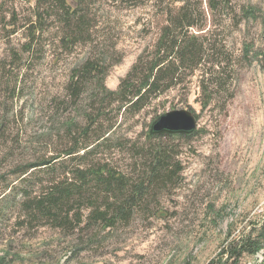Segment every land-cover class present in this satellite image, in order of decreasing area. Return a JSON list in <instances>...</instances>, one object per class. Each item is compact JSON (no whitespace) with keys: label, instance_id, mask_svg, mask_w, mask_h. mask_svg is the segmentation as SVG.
<instances>
[{"label":"rangeland","instance_id":"rangeland-1","mask_svg":"<svg viewBox=\"0 0 264 264\" xmlns=\"http://www.w3.org/2000/svg\"><path fill=\"white\" fill-rule=\"evenodd\" d=\"M79 2L88 27L93 26L91 34L70 37L78 43L69 50L59 42L61 29L51 19L35 49V61L17 57L11 62V55L23 50L24 26L30 24L38 3L0 0V118L11 122L8 135L21 133L15 153L26 160L47 159L69 146L72 132L64 123L81 122L87 112L100 107L102 78L109 89L118 88L141 53L154 49L160 28L167 23L165 13L172 7L168 0ZM185 3L199 9L196 20L205 21V30L197 33L209 35L215 59L225 60L224 80L212 85L214 99L206 107L200 69L156 103L160 113L195 110L197 129L193 134L162 135L149 142L150 110L119 115L117 137L110 147L86 160L121 171L127 182L135 184L149 175L151 161L146 158L161 146L175 166L173 178L151 186L146 203L111 227L97 225L93 219L63 232L40 222L31 230L13 229L15 236L7 241L0 234V254L9 247L15 256L12 264H208L232 239L264 220V0H177L173 5ZM250 9L253 12L248 13ZM10 24L17 27L15 32L6 29ZM87 60L98 62L103 71L86 78L83 93L74 103L65 97V83ZM22 74L27 82L19 98L13 99L12 87ZM96 95L91 101L90 96ZM114 116L111 109L107 117ZM61 173V167L57 168L54 177L61 179ZM49 178L53 176L38 173V192ZM113 201L103 193L97 209L112 207ZM92 210L85 207L83 217ZM10 215L11 225L15 215ZM263 257L261 251L246 257L245 264Z\"/></svg>","mask_w":264,"mask_h":264},{"label":"trees","instance_id":"trees-1","mask_svg":"<svg viewBox=\"0 0 264 264\" xmlns=\"http://www.w3.org/2000/svg\"><path fill=\"white\" fill-rule=\"evenodd\" d=\"M79 1L73 0L71 3L68 0H37V10L32 14L30 24L24 26L27 40L23 44V50L12 54L11 62L17 61V57L20 61H35V49L41 44L45 25L51 19L52 22L58 23L61 29L59 42L69 50L78 43V40H70L73 36L86 31L91 34L93 26L88 27L87 14H82ZM168 1L172 7L165 13L167 23L160 28L154 49H145L141 53L120 80L116 90L109 89L102 78L99 108L95 107L92 112H87L81 122L74 119L64 123L65 129L72 132L67 148L51 154L47 159L38 161L36 157L26 160L15 153V146L21 141V133L18 131L14 136L8 135L7 132L12 127L11 122L0 118V234L4 241L15 236L13 229L31 230L37 228L40 222L51 224L63 232L78 229L93 219L97 225L111 227L115 225L114 221H126L137 205L146 203L145 195L148 196L151 186L173 178L175 166L169 163L168 150L161 146H157L146 158L151 161L148 164L149 175L135 184L127 182L123 172L109 169L106 164L99 161L86 163L89 157H97L100 150L110 147L109 143L117 135L116 119L119 115L134 116L150 110L151 125L158 115L164 113L159 112L156 103L158 98L172 91L173 87L183 83L187 77L193 76L196 69L202 71L201 91L206 107L214 99L212 85L217 86L224 80L222 75L225 73V60L215 59L216 52L211 46L209 35L197 33L205 30V21L196 20V17L201 15L199 9L193 8L189 3L174 6L177 0ZM210 7H214L213 2H210ZM251 12L252 9L248 10V13ZM10 25L6 28L9 29L8 32H15L17 27ZM29 68H26V71ZM102 71L100 64L93 60H87L76 67L65 83V97L74 103L78 101L83 93L81 86L86 78H95L101 75ZM27 79V76L22 74L12 91L9 86L11 81L9 82L11 98H19ZM96 97L98 96H90V100ZM96 109L99 110L95 113ZM111 109L115 111V116L108 118ZM191 110L199 119L195 110ZM6 112L9 113V110ZM147 138L150 142L160 140L162 135L151 134L149 127ZM59 167L63 177L56 179L54 175ZM42 171L53 178H49L38 192V173ZM40 183L44 182L40 179ZM103 193L108 196V200L114 201L112 207L99 210L96 203ZM121 198H124L123 202H120ZM85 207L93 208L86 218L83 217ZM10 214L15 215L11 225L8 224L11 221ZM8 249L9 247L0 254V264H12L14 261L12 257L15 256L11 255ZM261 251H264V220L259 226L253 225L240 237L232 239L208 264H245L246 257H256ZM255 264H264V257Z\"/></svg>","mask_w":264,"mask_h":264},{"label":"water","instance_id":"water-1","mask_svg":"<svg viewBox=\"0 0 264 264\" xmlns=\"http://www.w3.org/2000/svg\"><path fill=\"white\" fill-rule=\"evenodd\" d=\"M198 119L191 109H173L158 115L150 125L153 135L192 134Z\"/></svg>","mask_w":264,"mask_h":264}]
</instances>
